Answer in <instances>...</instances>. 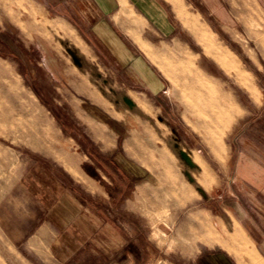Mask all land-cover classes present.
Wrapping results in <instances>:
<instances>
[{"label": "crops", "instance_id": "obj_1", "mask_svg": "<svg viewBox=\"0 0 264 264\" xmlns=\"http://www.w3.org/2000/svg\"><path fill=\"white\" fill-rule=\"evenodd\" d=\"M261 1L257 0L263 20L254 18L257 26L247 30L253 46L248 57L253 64L251 72L257 80L260 104L253 113H247L232 134L230 150L232 180L238 178L251 190L264 220V0ZM183 4L184 0H0V24L11 23L20 29L18 22L46 26L52 23L77 71L65 86L69 93L64 101L72 103L68 111L53 108L59 152L54 155L33 149L24 157V168L19 166L18 170L22 171L19 186L31 211L29 225L17 229L15 236L21 240L24 237L27 248L43 247L49 252L45 259L36 257L32 262L114 264L122 257L123 261H136V247L141 248L144 237L143 208L158 214L160 201L165 200L168 206L162 212L182 214L192 205L196 190L207 197L201 187V166L193 159L197 154L207 165L199 153L167 138L166 146L183 164L169 162L160 174L152 169L158 164H144L129 155L125 144L119 143L120 132L111 125L114 119L126 131L132 128L125 112L133 109L139 113V108L148 107L150 99L144 87L153 94L163 89V81L145 51V45L155 38L164 42L180 39V29H187L204 46L215 50L226 69L228 54L239 60L219 45L211 31L192 17ZM19 7L23 11L16 16ZM56 24L63 30L55 28ZM20 34L28 37L21 31ZM2 63L4 59L0 58V69L5 66ZM109 72L116 76L108 78ZM18 75L29 98L46 116L51 104L44 93L31 85L26 74ZM218 96L223 101L221 91ZM55 101L61 107L60 101ZM120 112L126 120L116 117ZM195 171L198 178L192 174ZM236 207L239 215L254 213L243 203L237 202ZM221 208L229 211L224 202ZM236 219L244 226L241 219ZM129 247H134V255ZM81 248L86 249L88 259H78ZM249 257L253 262L262 261L255 254Z\"/></svg>", "mask_w": 264, "mask_h": 264}, {"label": "rangeland", "instance_id": "obj_2", "mask_svg": "<svg viewBox=\"0 0 264 264\" xmlns=\"http://www.w3.org/2000/svg\"><path fill=\"white\" fill-rule=\"evenodd\" d=\"M183 7L211 31L219 45L239 58L259 91L251 72L253 64L248 50L252 51L253 46L247 36L248 27L257 26L254 18L263 20L257 0H184ZM21 11L22 7L17 8L16 16ZM174 22L177 27V16ZM17 24L20 29L11 23L0 24V58L5 65L0 69V264H50L32 262L36 257L45 259L49 255L47 248H27L24 237L21 240L15 236L17 229L29 225L31 211L29 200L19 186L22 171L18 173V170L19 166L24 168V157L33 149L54 155L59 152L53 108L68 111L72 103L64 101L69 93L65 86L77 71L54 33L52 23L48 26ZM28 26L33 30L31 33ZM54 27L63 30L60 24ZM20 31L28 37L22 36ZM180 33V39L164 42L155 38L145 45L148 60L163 81V89L153 94L144 87L150 100L148 107L140 100L145 107L138 109L140 114L133 109L123 110L132 128L126 131L114 119L111 125L120 132L119 143L125 144L127 153L144 164H158L152 169L160 174L169 162L183 164L166 146L167 138L171 143L178 141L180 147L199 153L208 165H200L202 183L206 187L200 186L207 197L200 196L196 190L191 197L192 205L182 214L162 212L168 206L165 200L160 201L158 214L143 208L144 237L141 248L136 247L137 260L123 261L122 257L114 264H157L158 261L159 264H264L263 215L258 200L246 184L238 178L232 180L230 150L232 134L247 113L257 109L260 93L255 95L242 85L218 59L215 50L204 46L193 31L180 29ZM18 73L26 74L31 85L48 99L51 111H47L46 116L23 89ZM115 76L109 72L108 78ZM220 91L232 102L222 101L218 96ZM55 99L60 101L61 107ZM221 108L233 113L228 120L224 112V122L217 126L214 116L218 111L221 114ZM122 114L116 117L126 120V115ZM214 137L219 139V145L214 143ZM216 146L221 149L219 152ZM192 174L195 178L198 176L196 171ZM196 185L199 186L198 181ZM222 202L228 205V212L222 210ZM237 202L246 208L248 205L254 213L239 215ZM236 216L244 226L238 223ZM80 251L78 259L89 258L86 249ZM129 251L134 255V247H129ZM252 254L262 261L253 262L249 257ZM8 258L10 261H5Z\"/></svg>", "mask_w": 264, "mask_h": 264}, {"label": "bare ground", "instance_id": "obj_3", "mask_svg": "<svg viewBox=\"0 0 264 264\" xmlns=\"http://www.w3.org/2000/svg\"><path fill=\"white\" fill-rule=\"evenodd\" d=\"M228 54V53H227ZM228 57L227 58V62H228V65L226 66L227 67V70L232 73L237 79L238 81L244 85L246 88H248L253 94L255 95H258V89L256 87V85L254 84V82L252 81L251 77H250V74L248 73V71H246L244 69V67L242 66L240 60H236L232 55L228 54ZM252 76V75H251ZM230 100V99H229ZM223 101H228V97L224 96L223 95ZM231 101V100H230ZM228 101V104L229 102ZM232 102V101H231ZM226 106H227V103H226ZM222 109V108H221ZM212 112V111H211ZM225 112V118L230 120L231 117H232V110H228L227 108H223L222 109V112L221 114L218 112H216L215 116H214V120L217 124V126H219L221 124V122L223 121V113ZM212 118V117H211ZM213 119V118H212ZM228 120L226 122H228ZM224 122V121H223ZM214 143L219 145V139H217V137H214ZM218 146H216L215 150L218 152L219 150L217 149ZM193 159L194 161H196L199 165H203V166H207L206 163L199 158V156L195 155L193 156Z\"/></svg>", "mask_w": 264, "mask_h": 264}]
</instances>
